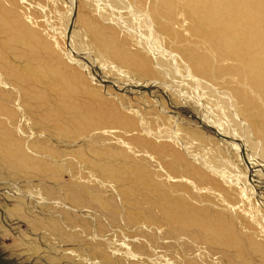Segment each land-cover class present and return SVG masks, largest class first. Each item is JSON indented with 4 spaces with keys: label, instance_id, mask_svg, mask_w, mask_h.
<instances>
[{
    "label": "bare ground",
    "instance_id": "obj_1",
    "mask_svg": "<svg viewBox=\"0 0 264 264\" xmlns=\"http://www.w3.org/2000/svg\"><path fill=\"white\" fill-rule=\"evenodd\" d=\"M69 1L64 20L67 25L73 24V38L69 43L72 52L67 50L66 43H62L64 37L51 38L43 34L34 22L24 17L25 14L18 16L12 5L0 0V69L13 80V88L22 89L27 100L42 112L39 120L47 122V127L54 123L61 128L59 134L69 138L93 129L107 136L113 126H119L123 133H128L135 129L136 123L125 110L118 108L115 100L123 105L122 96L127 92L124 85L147 83L145 91L133 88L136 91L128 92L142 98L145 106L148 97L154 98V106L162 110L166 105L154 92L157 89L169 106L180 105L182 108H178L180 112L171 111V115L177 116V121L173 120L170 128L156 131L143 127L135 135L127 137L130 145L150 149V154L162 159L164 165V157L167 156V160L170 159L168 168L174 174L190 175L197 181L208 180L223 195V184L229 185L228 188L239 184L246 189L242 195L249 197L248 193L252 195L255 192L249 181L254 182L256 178L260 184L255 185L257 192L254 194L260 199L264 195V0ZM108 6L112 11L125 6L137 12L136 29L129 21L123 20L120 11L113 14L106 9ZM178 16L183 19V28L188 34V39H182L185 42L181 44L175 40L182 32L174 27ZM109 24L114 27H109ZM171 32L175 35L173 40ZM131 39L134 41L132 45ZM140 39L149 42L144 45ZM169 41L177 49L169 46ZM20 44H23V51L18 53ZM77 45L85 48V57L77 53ZM115 59L121 66L113 63ZM146 59H153L151 67ZM94 63L108 64L116 69L118 83L114 84L116 81H110L112 79H107L104 74L99 78L92 68ZM223 66V74H220L219 67ZM157 67L159 69H155ZM149 71L154 73L150 75ZM188 88L194 92L182 91ZM170 91L180 96L176 94L178 98H174ZM2 103L0 101V111L4 106ZM199 110L200 115H204L205 127L198 122L196 111ZM222 116L233 117L240 127L231 128ZM245 116L246 121L243 119ZM179 122L184 123L183 126ZM182 133L196 140L194 143L202 147L203 153L187 147L188 142ZM180 144L188 156L180 148L174 149ZM98 145L101 144L89 142L86 150L78 148L73 151L72 158L105 165V174L119 179L124 195L155 201L163 221L172 225L169 229L174 234L198 228L201 235L195 233L194 239L237 248L239 259H242L238 264H252L249 258L244 257L249 244L264 264V239L247 232L249 241L246 242L224 209L212 215L209 208L198 210L196 203L184 201L183 195L178 193H189L188 183L158 184L138 166H119V151L114 152L109 145ZM155 151H160L159 156ZM0 154L6 155L10 163H20L29 170L40 171L44 169L45 162L51 160L49 156L44 160L43 155L30 146H17L13 136L7 135L4 125L0 126ZM223 154L226 160L218 157L219 162L211 157ZM100 156L106 157L95 162ZM63 165L55 167L60 171L65 167ZM259 202L264 205V200ZM135 214L143 215L142 212ZM186 261L184 264H193ZM232 263L236 264L235 261Z\"/></svg>",
    "mask_w": 264,
    "mask_h": 264
},
{
    "label": "rangeland",
    "instance_id": "obj_2",
    "mask_svg": "<svg viewBox=\"0 0 264 264\" xmlns=\"http://www.w3.org/2000/svg\"><path fill=\"white\" fill-rule=\"evenodd\" d=\"M93 2L98 1L93 0ZM6 4L12 5L18 16L21 13L25 14L24 17L34 22L43 34L51 38L64 37L61 41L66 43L67 50L71 51L72 45L69 43L73 38L71 33L73 24L67 25L64 20L70 5L69 0H6ZM109 7L106 9L113 14L121 12L123 20L129 21L135 28L137 12L125 6L113 7L116 9L113 11ZM137 10L142 12L140 9ZM182 20L178 16L174 25L179 32L182 31L180 38L175 37L171 32V40L175 37V40H179L178 44L185 42L182 39H188ZM108 26L114 27L111 24ZM144 41L142 43L144 45L149 42ZM130 43L132 45L134 41L131 39ZM125 44H129L127 40ZM167 44L176 48L171 41ZM22 51L23 44H20L18 53ZM77 51L85 57L86 51L81 45H77ZM153 59H146L149 67ZM116 60L113 63L121 66ZM92 68L99 78L104 74L107 79L110 77L112 79L110 81L114 82L118 77L117 70L108 64L106 66L94 63ZM219 68L220 74H223L224 66ZM149 73L151 75L154 71ZM133 76L138 78L137 74ZM12 82L10 76L0 69V101L5 106L2 103L0 126H6L7 135L13 136L17 146L23 148L30 146L37 149L44 160L46 156L51 160H47L48 163L45 162L44 169L40 171L29 170L20 163H10L6 155L0 154V264H184L186 260L192 261L193 264H234L233 261L236 264L241 263L238 249L234 246H217V244L205 243L201 238L194 239L195 233L201 235L198 228L174 234L170 230L172 225L163 221L156 202L139 196L124 195L119 187V179L105 174L104 169L107 168L105 165L98 166L83 162L86 159L72 158L73 151L78 148L86 150L89 142H98L101 144L98 145L99 147L111 146L114 152H120V157L117 158L119 166L122 168L138 166L144 169L152 181H158V184L168 182L171 185H179L180 181L188 183L186 187L189 193H178L183 195L184 201L196 203L198 210L209 208L212 215L224 209L228 215L226 216L234 220L236 230L243 235L246 242L249 241L247 232L264 239V205L259 202L264 200V195L258 199L259 197L254 194L257 192L255 185L260 184L256 182V178L254 182L245 178L250 182L253 192L255 191L254 195H249L247 192L249 197L243 196L242 192L246 189L239 187V184L236 186L232 184L230 188L229 185L223 184L225 191L223 195L212 187L208 180L197 181L190 175L174 174L168 168L170 159L168 158V161L167 156L164 157L166 167L162 164L164 163L162 159L150 154V149L130 145L127 137L135 135L143 127L161 131L170 128L173 120L177 121V116L170 113L180 112L178 108L181 109L182 106H169L166 98L162 97L157 89L154 92L156 91L166 105L162 110L154 106V98L148 97L145 106L142 105V98L128 92L138 89L145 91L147 83L124 85L127 92L123 94L124 97L122 96L123 105L120 106L115 100L118 108L125 110L135 121L136 126L132 131L123 133L119 126H113L110 129L111 134L108 133L107 136L98 134L99 131L93 129L84 134L71 135L69 138L67 135H60L61 128L54 123H49L48 127L46 121L42 123L39 120L42 112L33 105V102L27 100L26 93H23L22 89L13 88ZM116 83L118 81L114 84ZM182 91L194 92L189 88ZM143 92L139 93L143 94ZM176 94L172 93L174 98H178ZM200 111H196L198 122L205 127L202 120L204 115H200ZM224 118L231 128L240 127L233 117ZM243 119L248 120L246 116ZM179 123L182 126L184 124ZM245 133L250 134L246 131ZM181 135L188 142L187 147L190 146L195 152L203 153L202 147L194 143L196 140L184 133ZM177 146L174 149L180 148L182 152L185 151L181 148V144ZM155 152L159 156L160 151ZM168 152L171 153L169 150ZM185 155L188 156L186 151ZM105 157H97L95 162ZM211 157L219 162L217 158L225 156L223 154V156ZM214 160L210 162L214 163ZM198 163L206 167L202 162ZM57 164H64L65 167L58 171L55 167ZM243 170L248 173L244 167ZM136 212H142L143 215H136ZM161 221H163L162 225ZM245 253L244 257L249 258L252 264H262L261 257H258L259 254H256L249 244L246 245Z\"/></svg>",
    "mask_w": 264,
    "mask_h": 264
}]
</instances>
